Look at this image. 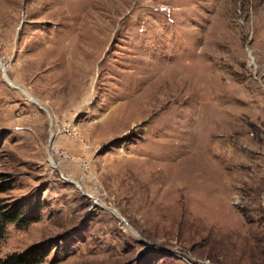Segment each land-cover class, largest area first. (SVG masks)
I'll return each instance as SVG.
<instances>
[{
    "label": "rangeland",
    "instance_id": "obj_1",
    "mask_svg": "<svg viewBox=\"0 0 264 264\" xmlns=\"http://www.w3.org/2000/svg\"><path fill=\"white\" fill-rule=\"evenodd\" d=\"M0 61V260L264 264V0H0Z\"/></svg>",
    "mask_w": 264,
    "mask_h": 264
},
{
    "label": "trees",
    "instance_id": "obj_2",
    "mask_svg": "<svg viewBox=\"0 0 264 264\" xmlns=\"http://www.w3.org/2000/svg\"><path fill=\"white\" fill-rule=\"evenodd\" d=\"M8 188L0 182V193H4ZM1 209L0 220L4 223H13L17 226H26L37 221V217L26 215L22 212L20 205H13L10 209ZM1 235V232H0ZM49 255L43 246H34L24 253L12 254L0 260V264H41Z\"/></svg>",
    "mask_w": 264,
    "mask_h": 264
},
{
    "label": "bare ground",
    "instance_id": "obj_3",
    "mask_svg": "<svg viewBox=\"0 0 264 264\" xmlns=\"http://www.w3.org/2000/svg\"><path fill=\"white\" fill-rule=\"evenodd\" d=\"M0 69H1V71H2V73H3V79H4V81L6 82V84L8 85V86H10L11 88H14V89H17L18 91H21V93H23L27 98H28V100L29 101H31L32 103H37L35 100H33L30 96H28V94H25L24 92H23V90L22 89H20V88H16V84L15 83H13L11 80H9V77H8V75H7V72H6V68L4 67V65L2 64V61H0ZM20 86V85H19ZM73 86V85H72ZM47 87V86H46ZM71 87V86H70ZM72 88V87H71ZM27 91V90H26ZM72 92V91H71ZM64 94H65V92H64ZM38 104V103H37ZM43 109V108H42ZM45 112H46V114H47V111L45 110V109H43ZM51 115H49L48 114V117L50 118V121L52 122V120H51V117H50Z\"/></svg>",
    "mask_w": 264,
    "mask_h": 264
}]
</instances>
